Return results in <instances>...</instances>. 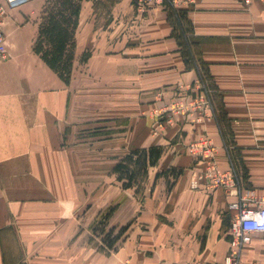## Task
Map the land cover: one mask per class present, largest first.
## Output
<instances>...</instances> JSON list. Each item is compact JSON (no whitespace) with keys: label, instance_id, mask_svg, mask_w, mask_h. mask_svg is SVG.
Here are the masks:
<instances>
[{"label":"crops","instance_id":"1","mask_svg":"<svg viewBox=\"0 0 264 264\" xmlns=\"http://www.w3.org/2000/svg\"><path fill=\"white\" fill-rule=\"evenodd\" d=\"M98 1H83L76 60L82 30L95 46L69 84L33 50L46 0L5 5L0 264H222L231 204L264 206V0L175 6L192 24L206 84L161 0H101L105 20ZM87 125L95 144L83 148ZM153 146L159 158L148 154L124 185L119 160ZM107 232L115 247L101 246ZM242 261L264 264V233H252Z\"/></svg>","mask_w":264,"mask_h":264},{"label":"trees","instance_id":"2","mask_svg":"<svg viewBox=\"0 0 264 264\" xmlns=\"http://www.w3.org/2000/svg\"><path fill=\"white\" fill-rule=\"evenodd\" d=\"M83 1L46 0L44 14L33 43V50L67 84L71 82L73 76L77 47L76 33L79 26ZM166 6L169 10V20L173 21L175 26L174 31L182 45V54L186 59L187 66L195 67L199 72L200 82L206 84V75L209 71L205 63L201 60L196 46L189 40L188 34L192 32V24L186 16V12L171 3ZM198 62H201V68ZM134 153L138 154L136 161L132 158L133 155H127L114 168L121 180L128 178V182L125 180L123 182L126 186L131 185V181L137 175V172L131 171L127 163L133 161L134 163H138L140 165V171L138 172L144 174L145 166L148 163V154L150 155V160L154 161L159 158L161 150L159 147L153 146L148 151L136 150ZM109 235L110 233L107 236ZM113 243L114 240L111 238L110 244Z\"/></svg>","mask_w":264,"mask_h":264},{"label":"built area","instance_id":"3","mask_svg":"<svg viewBox=\"0 0 264 264\" xmlns=\"http://www.w3.org/2000/svg\"><path fill=\"white\" fill-rule=\"evenodd\" d=\"M24 1L26 0H0V60L7 58L6 39L3 28L5 5H14ZM193 2H196V0H171V4L174 6ZM213 173H215L214 170H212ZM230 208L238 209V212L232 217L229 229L230 249L222 264H244L242 261V249L244 245L251 240L253 232L264 233V206L259 208L244 207L241 209L239 203H233Z\"/></svg>","mask_w":264,"mask_h":264},{"label":"rangeland","instance_id":"4","mask_svg":"<svg viewBox=\"0 0 264 264\" xmlns=\"http://www.w3.org/2000/svg\"><path fill=\"white\" fill-rule=\"evenodd\" d=\"M112 0H109V2H111ZM133 2L137 5V6H139V7H144L145 5H147L148 3L149 4H152L153 5V2H155V0H133ZM161 2L162 3H164L165 5H167V4H169V3H171V0H161ZM179 5H181V4H179ZM184 6V5H183ZM96 8H95V10H96V12H97V14H98V17H99V19H101V20H105L107 17H109V15H108V11H107V9L104 7V4L103 3H101V0H99L98 2H97V5L95 6ZM182 6H180V8H181ZM116 15V14H115ZM103 31V30H102ZM102 31H100L99 33H98V35L99 36H102V34H101V32ZM118 31H120V28L119 29H117V32ZM87 35V36H86ZM118 35V33L117 34H115V37ZM81 41H80V44H79V49H78V57H77V60H76V64H75V72H76V74H77V70H79L80 68H83V67H85V68H87V60H88V58L90 57V55H91V52H92V49H93V47L95 46V44H93V43H90V41H89V37H90V29L88 30L87 28L85 29V30H82L81 31ZM87 41V42H86ZM104 51H113L114 49H115V45H112V44H108V45H106V43H102L101 44V46H100ZM87 62V63H86ZM85 65V66H84ZM76 77H77V75H76ZM83 77H85V79H90V77H88V75L86 74V75H83ZM74 83H76V82H74ZM76 86H78V89H82L81 90V92H83V94H85L86 96L89 94V91H84V90H88V86H87V83H85L84 82V80H80V82H78L77 81V83L75 84ZM202 95H203V97H199L200 99H198L199 101L200 100H202V101H204V103H206L205 102V100H206V97H205V92H203L202 93ZM86 96L83 98V99H88V98H86ZM177 102H180V101H177ZM183 102H186L185 100H183ZM191 102H193V101H191ZM201 103V102H200ZM203 103V102H202ZM201 103V104H202ZM92 130H93V126H90V125H87V126H85V127H83L82 128V132H84L85 131V133H84V135L86 136V137H83V140H82V143L84 144L83 145V148H89V147H91V146H93L94 144H95V141H93L92 139H89L90 137H89V134L92 132ZM105 130L103 129L102 130V132H104ZM85 156H83V158H87V157H89L87 154H85V153H83ZM87 155V156H86ZM127 155H133V152H130V153H127L124 157H126ZM136 156V155H135ZM132 156V158L134 159V161H136V158H138V156ZM123 157V158H124ZM121 160H119V162H120ZM134 161L133 162H128L127 164L129 165V168L131 169V171H135V172H137V175H139V176H141L142 175V172H138V171H140V170H138L137 168H136V166H140L138 163H134ZM118 162V163H119ZM126 181L128 182V178H126ZM133 182V180L131 181V183ZM135 185V184H134ZM108 233H110V235L109 236H107L108 235ZM116 236H118L117 234H111V232H107V234L106 235H104V236H102L100 239L102 240V245L101 246H111L112 245V247H115V245H116V239H117V237ZM113 239L114 240V243L113 244H110V239ZM107 239H108V241H107Z\"/></svg>","mask_w":264,"mask_h":264}]
</instances>
